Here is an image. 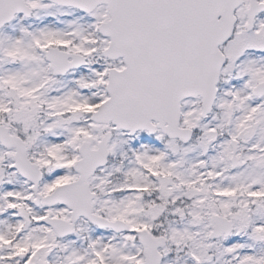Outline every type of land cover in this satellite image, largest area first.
<instances>
[{
	"label": "snow or ice",
	"instance_id": "obj_1",
	"mask_svg": "<svg viewBox=\"0 0 264 264\" xmlns=\"http://www.w3.org/2000/svg\"><path fill=\"white\" fill-rule=\"evenodd\" d=\"M0 264H264V0H0Z\"/></svg>",
	"mask_w": 264,
	"mask_h": 264
}]
</instances>
